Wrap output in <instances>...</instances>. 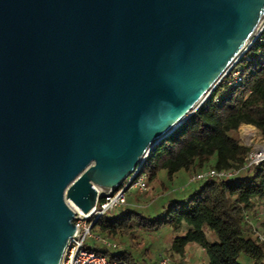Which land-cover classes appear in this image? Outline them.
Here are the masks:
<instances>
[{
  "label": "water",
  "instance_id": "95a60500",
  "mask_svg": "<svg viewBox=\"0 0 264 264\" xmlns=\"http://www.w3.org/2000/svg\"><path fill=\"white\" fill-rule=\"evenodd\" d=\"M264 0H0V264H59L249 49Z\"/></svg>",
  "mask_w": 264,
  "mask_h": 264
},
{
  "label": "trees",
  "instance_id": "16d2710c",
  "mask_svg": "<svg viewBox=\"0 0 264 264\" xmlns=\"http://www.w3.org/2000/svg\"><path fill=\"white\" fill-rule=\"evenodd\" d=\"M241 81L223 78L204 102L145 157L149 194L137 193L103 214L91 232L115 246L85 247L114 264H182L188 246L205 264H264V162L246 165L251 150L238 138L248 125L264 140V30L234 65ZM207 169H236L230 179L189 178ZM179 185L170 190L175 181ZM174 188V187H173ZM256 226V227H255Z\"/></svg>",
  "mask_w": 264,
  "mask_h": 264
},
{
  "label": "built area",
  "instance_id": "2783aa9c",
  "mask_svg": "<svg viewBox=\"0 0 264 264\" xmlns=\"http://www.w3.org/2000/svg\"><path fill=\"white\" fill-rule=\"evenodd\" d=\"M262 30H264V21H262L259 26V34L262 32ZM255 39L252 40L251 44ZM234 65L230 67L222 77L223 79L229 76L232 84H236L241 81L239 71L234 70ZM245 162L246 165H255L264 162V143H262L259 148L250 150L247 153ZM142 163L139 164L129 176H127V178L117 189H109L106 193L102 192L101 190H96L97 195L103 193V197H101L100 199H96L93 208L88 213L83 214L79 209L66 201L68 206L74 212L73 224L75 229L73 235L67 241L59 264H114L109 262L104 255L87 249L85 247V244L88 239H93L95 241H99L106 248H112L115 246L108 240L94 235L91 232V226L103 214L112 212L123 206L126 203V193L128 191L136 190L139 193L148 191L149 187L147 177L146 175L140 173ZM238 172L239 171L236 169H207L192 175L189 178V182H196L206 179H230L236 176ZM157 264L176 263H173L166 256H160Z\"/></svg>",
  "mask_w": 264,
  "mask_h": 264
},
{
  "label": "rangeland",
  "instance_id": "374dc122",
  "mask_svg": "<svg viewBox=\"0 0 264 264\" xmlns=\"http://www.w3.org/2000/svg\"><path fill=\"white\" fill-rule=\"evenodd\" d=\"M253 132V131H252ZM251 132L249 131H244V134H250ZM251 136H246L244 139H240L239 136V131H238V138L246 145L250 146L251 150L255 149V148H259V146L264 143V140H261L260 138H258V135L256 132L251 133ZM262 141V142H261ZM179 181H175L173 185H169L170 186V190H175L177 188V186L179 185ZM149 189L148 191L144 192V193H139L136 190H130L128 191L127 197L130 200L135 199V196L138 194H140L141 196L146 197L149 194L150 191V185H148ZM174 187V188H173ZM110 213H108L109 215ZM256 227V226H255ZM88 240H93V239H88ZM159 250H158V254H160V256H164L165 252L164 249L167 247L166 245L163 244H159ZM182 264H205L204 259H203V254L202 251L195 247V246H191L188 250L185 251V257L184 260L182 261Z\"/></svg>",
  "mask_w": 264,
  "mask_h": 264
},
{
  "label": "crops",
  "instance_id": "0c3cea01",
  "mask_svg": "<svg viewBox=\"0 0 264 264\" xmlns=\"http://www.w3.org/2000/svg\"><path fill=\"white\" fill-rule=\"evenodd\" d=\"M249 131V132H251V133H254V132H256V130L253 128V127H251V126H248V125H243V126H241L240 128H239V136H240V139L242 138V139H244L246 136H251L250 134H244V131ZM253 131V132H252ZM258 138H260L259 136H258ZM261 139V138H260ZM262 142V141H261ZM191 246H195V247H197L196 245H191ZM191 246H188L187 248H186V250H188ZM198 248V247H197ZM200 249V248H199ZM201 250V249H200ZM202 251V250H201Z\"/></svg>",
  "mask_w": 264,
  "mask_h": 264
}]
</instances>
